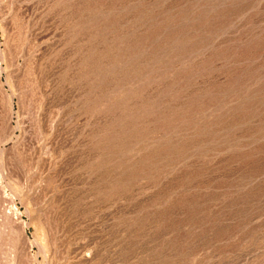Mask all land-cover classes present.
<instances>
[{"label":"rangeland","instance_id":"1","mask_svg":"<svg viewBox=\"0 0 264 264\" xmlns=\"http://www.w3.org/2000/svg\"><path fill=\"white\" fill-rule=\"evenodd\" d=\"M0 264H264V0H0Z\"/></svg>","mask_w":264,"mask_h":264},{"label":"bare ground","instance_id":"2","mask_svg":"<svg viewBox=\"0 0 264 264\" xmlns=\"http://www.w3.org/2000/svg\"><path fill=\"white\" fill-rule=\"evenodd\" d=\"M140 161H141V159L138 161V163H139ZM144 161H146V160H144ZM142 162H143V161H142ZM137 165H138V164H137ZM140 165H141V164H140ZM140 165H139V166H140Z\"/></svg>","mask_w":264,"mask_h":264}]
</instances>
